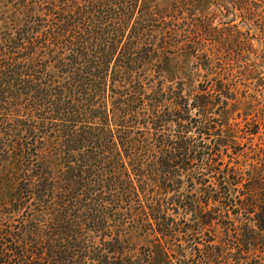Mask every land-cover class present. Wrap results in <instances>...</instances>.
<instances>
[{
  "label": "trees",
  "instance_id": "1",
  "mask_svg": "<svg viewBox=\"0 0 264 264\" xmlns=\"http://www.w3.org/2000/svg\"><path fill=\"white\" fill-rule=\"evenodd\" d=\"M263 57L264 0H0V264H264L261 116L213 112Z\"/></svg>",
  "mask_w": 264,
  "mask_h": 264
},
{
  "label": "rangeland",
  "instance_id": "2",
  "mask_svg": "<svg viewBox=\"0 0 264 264\" xmlns=\"http://www.w3.org/2000/svg\"><path fill=\"white\" fill-rule=\"evenodd\" d=\"M4 15L6 16V14ZM217 22H218L217 20L214 21L213 25H216ZM217 44L218 43L216 42V45ZM262 63H263L262 64L263 73H261V75L264 76V57L262 58ZM259 69H261V67H259ZM261 90H262L261 93H256L257 94L255 95L256 97H242L239 95L237 97H234L233 99H229L230 104L227 106L218 103L214 107L213 112H215L216 114L224 112L226 108L229 110L230 114H232V116H235L234 118L238 120L242 119L238 117V114L242 113L243 114L242 117L247 116L248 118H251L253 111H256L261 116V121L263 122L260 128V132L258 134L247 135L246 137H243L241 139V143L234 144L229 148L222 150L218 158L223 162V164L232 160L235 161L236 158L240 160L244 159L247 160V162H249L252 155H254V151L251 150V147L256 146L257 144H261L264 148V87ZM209 97H219V96L213 95ZM236 99H238L237 101L239 102L235 106L233 105V103ZM234 118H232L231 120L233 121Z\"/></svg>",
  "mask_w": 264,
  "mask_h": 264
}]
</instances>
